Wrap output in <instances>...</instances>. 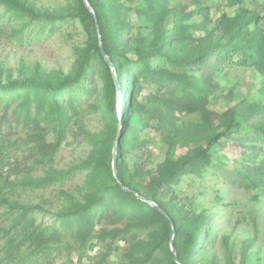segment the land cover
<instances>
[{
	"label": "trees",
	"instance_id": "1",
	"mask_svg": "<svg viewBox=\"0 0 264 264\" xmlns=\"http://www.w3.org/2000/svg\"><path fill=\"white\" fill-rule=\"evenodd\" d=\"M87 1L96 18L84 0H70L72 12L61 16L42 13L23 0H0V7L18 21L27 20L29 27H81L84 44L70 74L6 81L0 71V100L8 108L19 103L13 114L32 126V151L42 159L59 152L74 126L76 140L91 147L86 161L57 178L15 185L0 176L4 183L0 208H5L0 213V264H74L69 257L63 260V248L70 251L72 242L85 247L92 236L103 242L105 250L91 256L84 249L80 264L84 257L89 263L105 264L113 250L123 253L120 264H177L170 248L173 229L176 256L182 264H194L198 250L203 252L209 245L212 218L180 205L177 194L184 179L215 169L220 147L248 127L251 136L236 143L241 154L237 174L252 189L264 186V162H254L264 151V104L244 99L216 116L215 127L214 114L207 109L212 90L204 80L227 67L254 69L264 77V14L245 9V0H227L231 7L239 6L235 16L224 14L197 37L187 21L202 15L203 6L184 13L169 10L163 0ZM134 3L137 23L130 18ZM167 16L174 20L169 29L163 25ZM199 72L201 78H196ZM117 84L123 114L117 152L121 183L112 170L120 126ZM86 103L98 113L106 108L105 132L92 134L79 124ZM183 115H191L193 120L185 121ZM44 122L54 124L51 131L44 132ZM149 129L159 133L167 151L157 177L145 182L148 171L142 168L130 175L126 148L147 145L142 133ZM49 134L52 142L47 139ZM180 150L185 153L179 155ZM82 172L92 174L88 184L95 187L97 178L102 183L65 211L53 213L50 224L38 222V214L46 213L41 207L12 201L8 194L19 187H44ZM151 203L161 207L170 220ZM102 222L120 227L96 230V224Z\"/></svg>",
	"mask_w": 264,
	"mask_h": 264
},
{
	"label": "rangeland",
	"instance_id": "2",
	"mask_svg": "<svg viewBox=\"0 0 264 264\" xmlns=\"http://www.w3.org/2000/svg\"><path fill=\"white\" fill-rule=\"evenodd\" d=\"M23 1L34 5L45 14L61 16L72 12L68 4L70 0ZM163 1L169 10L184 13H191L198 5L204 7L202 15H194L187 21V25L192 26L193 34L197 37L203 35L204 27L212 28L224 14L234 17L239 7L238 5L231 7L227 0ZM137 3L130 6L133 7L130 14L132 23H137L135 20ZM243 7L251 12L264 14V0H245ZM173 22V17L167 16L163 20V25L169 29ZM136 32L135 30V36ZM80 33L79 25L64 24L45 30L42 27L32 28L28 26L27 20L18 21L0 7V71L4 80L43 76L55 79L70 74L75 66L77 51L84 44V38ZM199 75H202V72H199L196 78H201ZM204 80L212 90L208 97L207 109L214 114L212 124L215 127L218 126L216 116L219 117L243 103L244 99L251 104H264V77L254 69L227 67L210 78L204 77ZM145 93L147 92H143ZM117 103L120 106V95H117ZM88 106L86 103L79 124L92 134L99 135L105 132L109 118L106 108L98 113ZM17 108L19 103L8 108L0 100L2 178L15 185L48 180L60 177L87 160L91 147L88 142L80 143L76 140L74 135L76 126L54 157L42 159L41 156L35 155L32 151L34 147L32 126L24 125L22 121L17 120V114H13L12 111ZM182 118L185 121L193 120L191 115H183ZM246 124L249 125L250 122ZM42 126L46 133L48 129L51 131L54 124L44 122ZM250 136L251 130L243 127L230 141L220 147L216 153L219 164L215 169L212 168L201 176L189 175L178 188L177 198L181 206L202 217L212 218L209 245L203 252L198 250L194 264H264V186L252 189L237 174V170L241 169L238 164L241 162V154L236 143ZM142 137L147 145L140 147L128 145L126 148L127 168L130 175L135 174L137 167L148 171L144 177L145 182H148L151 177L152 179L157 177V169L166 157L167 146L162 143L159 133L154 129L143 131ZM47 139L52 142L53 135L49 134ZM192 146L195 147L197 144ZM183 153L185 151L180 150L178 154ZM254 162L258 164L264 162V151ZM140 164L143 166L140 167ZM91 176V173L82 172L44 187H19L8 194L13 196L12 201L26 206L41 207L46 213L38 214V222L50 224L54 221L53 213L65 211L74 203L81 201L83 195L95 189L97 183H102V180L97 178L95 187L92 182L88 184ZM3 187L4 183L0 182V196L3 194ZM4 210L5 208L1 207L0 213ZM100 227L112 229L120 225L111 227L102 222L96 224L95 229ZM172 237L171 235V240ZM90 238L85 247L72 242L69 246L70 251L63 248V260L69 257L74 264H80L79 259L84 249L91 256L105 250L103 242L93 236ZM145 239L147 242V236ZM116 245L122 247L123 243L116 242ZM170 248L172 249L171 243ZM113 251L105 264H120L123 261V253ZM82 263L93 262L89 263V259L84 257Z\"/></svg>",
	"mask_w": 264,
	"mask_h": 264
},
{
	"label": "water",
	"instance_id": "3",
	"mask_svg": "<svg viewBox=\"0 0 264 264\" xmlns=\"http://www.w3.org/2000/svg\"><path fill=\"white\" fill-rule=\"evenodd\" d=\"M84 3L86 5V7L89 9V11L94 15V17L96 18V15L94 14V11L92 10V8L90 7L89 3L87 0H84ZM97 22V21H96ZM97 27V31H98V35H99V41H100V48H101V51L102 53L105 55V52H104V47H103V43H102V38H101V32H100V28L98 26V23L96 25ZM114 78L116 79V75L114 74ZM117 88H118V95H119V86L117 84ZM119 113H120V126H119V129L117 131V134H116V138H115V145H114V150H113V162H112V170H113V174H114V177L117 181L120 182V179H119V172H118V167H117V152H118V148H119V144H120V136H121V131H122V118H123V114H122V108L121 106H119ZM126 189V188H125ZM128 190V189H126ZM160 213H162L167 219L170 220V217L168 216V214L161 208L159 207L158 205L156 204H153L151 203ZM174 234H175V230L173 229V232H172V236L174 237ZM173 237H172V240H171V246H172V253H173V256H174V259L176 261L177 264H182L181 261L178 259V257L176 256V250L173 248Z\"/></svg>",
	"mask_w": 264,
	"mask_h": 264
}]
</instances>
